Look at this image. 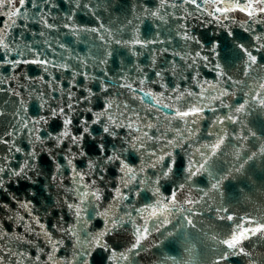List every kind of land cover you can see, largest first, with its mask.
Listing matches in <instances>:
<instances>
[{"label":"water","instance_id":"water-1","mask_svg":"<svg viewBox=\"0 0 264 264\" xmlns=\"http://www.w3.org/2000/svg\"><path fill=\"white\" fill-rule=\"evenodd\" d=\"M0 264H264V0H0Z\"/></svg>","mask_w":264,"mask_h":264}]
</instances>
